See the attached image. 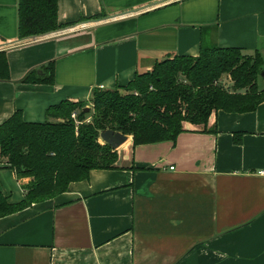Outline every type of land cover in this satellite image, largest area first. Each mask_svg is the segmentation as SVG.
<instances>
[{
  "label": "crops",
  "instance_id": "crops-1",
  "mask_svg": "<svg viewBox=\"0 0 264 264\" xmlns=\"http://www.w3.org/2000/svg\"><path fill=\"white\" fill-rule=\"evenodd\" d=\"M18 25L19 0H0V46L20 40ZM58 25L0 49L10 72L0 81V126L19 110L43 123L62 101L90 106L96 89L197 57L202 44L264 60V0H58ZM50 62L53 84L22 82ZM213 122L217 134L185 132L175 144L134 148L128 136L117 170H93L57 198L0 219V264H264V102ZM29 181L0 151V190L11 202Z\"/></svg>",
  "mask_w": 264,
  "mask_h": 264
},
{
  "label": "trees",
  "instance_id": "trees-1",
  "mask_svg": "<svg viewBox=\"0 0 264 264\" xmlns=\"http://www.w3.org/2000/svg\"><path fill=\"white\" fill-rule=\"evenodd\" d=\"M60 29L58 0H19L20 39ZM263 71L259 51L202 44L197 57L175 56L137 74L127 86L96 89L88 113L83 112L86 102L71 100L50 107L43 123L27 122L22 111L15 112L0 126L1 158L18 180L30 181L19 203L0 190V219L57 198L72 183L88 180L93 170H117L118 151L100 138L105 130L131 136L134 148L175 144L185 132L217 134L211 122L218 112L250 113L264 102L258 84ZM54 72L50 62L22 82L53 84ZM224 76L230 88L223 85ZM9 80L7 55L0 52V81ZM235 139L240 144L242 134Z\"/></svg>",
  "mask_w": 264,
  "mask_h": 264
},
{
  "label": "water",
  "instance_id": "water-1",
  "mask_svg": "<svg viewBox=\"0 0 264 264\" xmlns=\"http://www.w3.org/2000/svg\"><path fill=\"white\" fill-rule=\"evenodd\" d=\"M126 14H128V13H122V14L115 15V16L105 17L102 20L108 21V20H112V19L118 18L120 16H124ZM56 32H58V31L47 33V34H44V35H39V36L27 37V38H24V39H20L17 43L24 42V41H27V40H34V39H37V38H43L45 36L51 35V34L56 33ZM17 43H8V44H5V45H1L0 49L5 48L7 46H10V44H17ZM261 77L264 79V71L262 72ZM89 111H90V107H86L83 112L84 113H88ZM100 138L105 144L111 146V148L114 149V150H118L120 147H122L124 144H126L128 142V140H129L128 136H126V135H124V134H122L120 132H115L113 130H105V131H103L101 133V135H100Z\"/></svg>",
  "mask_w": 264,
  "mask_h": 264
},
{
  "label": "rangeland",
  "instance_id": "rangeland-1",
  "mask_svg": "<svg viewBox=\"0 0 264 264\" xmlns=\"http://www.w3.org/2000/svg\"><path fill=\"white\" fill-rule=\"evenodd\" d=\"M224 79L225 80L223 82V85L226 88H230L232 86V83L230 82L229 78L227 76H224ZM258 81H259L258 84H259L260 89L264 90V79L260 76ZM89 107H91V105Z\"/></svg>",
  "mask_w": 264,
  "mask_h": 264
},
{
  "label": "built area",
  "instance_id": "built-area-1",
  "mask_svg": "<svg viewBox=\"0 0 264 264\" xmlns=\"http://www.w3.org/2000/svg\"><path fill=\"white\" fill-rule=\"evenodd\" d=\"M73 117H75V114L73 115ZM173 169V168H172Z\"/></svg>",
  "mask_w": 264,
  "mask_h": 264
}]
</instances>
